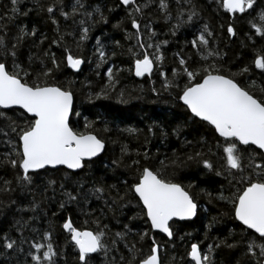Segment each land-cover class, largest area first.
Here are the masks:
<instances>
[{
    "label": "trees",
    "instance_id": "16d2710c",
    "mask_svg": "<svg viewBox=\"0 0 264 264\" xmlns=\"http://www.w3.org/2000/svg\"><path fill=\"white\" fill-rule=\"evenodd\" d=\"M80 2L84 7L65 19L60 16L59 8L53 13L45 10L54 0H17L15 13L11 0H0V25L3 26L0 27V36L5 38L8 48L11 49L13 37L21 25L26 33H31L18 41L15 49V62L29 73L26 79L31 81L41 70V61L52 67L51 58L54 57L58 68L53 70L47 82L72 92L70 126L82 131L90 124L88 130L104 142L103 152L84 161L82 169L71 171L62 166L46 167L30 172V183L17 184L18 170L0 164V182H10V191L0 192V240L7 235L17 241V247L13 249H4L0 245V264H34L27 253L36 250L31 249L29 243L20 244L21 235L43 245L46 231L49 233L47 243L53 246L55 253L52 264H80L69 233L62 228L65 218L77 229L107 233L102 238L107 250L88 254V264H129L131 245L134 244L143 257L149 254L153 239L160 246L159 264H194L187 256L192 243L198 244L202 253L211 245L213 264H237L238 261L239 264H258L259 248L248 254L246 242L255 238L259 243V235L245 229L233 218L228 203L216 199L221 192L231 196L242 188L238 182L240 172L231 170L234 176L229 175L223 159L225 139L219 137L212 126L194 117L179 101L178 95L187 83V77L183 75L178 60L184 59L189 70L205 63L215 64L221 74L231 76L242 87L250 86L254 96L264 97V70L256 69L251 63L256 54L264 56V35H257L250 25L253 19L258 22L257 13L264 11V0H255V8L245 13L231 15L218 6L217 0H188L187 3L185 0H165L168 5L165 12L158 8L160 0H151L136 15L142 35L137 43H133L132 34L136 30L131 28L127 13L144 4L145 0H135L130 6L122 5L120 0ZM72 4L73 0H62L63 10L70 12ZM94 8H98L99 13ZM190 8L198 13L192 20H188ZM87 12L92 13L91 18L84 15ZM50 17L58 23L53 25ZM80 20H84L83 27L87 30L83 41L79 40ZM117 24L119 27H114ZM205 25L207 31H203ZM229 25L234 29L233 36L227 32ZM148 27L152 29L151 34ZM201 34L208 41L206 46L196 40ZM54 39L56 44L52 43ZM139 43L145 44V48H139ZM98 45L106 52L104 58L96 53ZM156 46H159L162 57L159 67L154 63L150 74L136 77L129 48L137 57L144 53L154 57ZM205 47L213 55L202 60L201 55H207ZM65 48L82 60L78 72L67 66ZM46 51L47 56L44 55ZM4 60L11 70L13 57L0 53V61ZM109 67L113 69L114 83L105 97L107 77L104 73ZM173 68L177 69L175 76ZM244 68L248 70L241 71ZM161 71L166 74L164 77L160 75ZM22 78L25 77L22 75ZM165 80L172 85L167 90L163 87ZM97 92H101L100 97L96 96ZM118 96L123 102L117 99ZM0 112L4 113L0 116V129H3L0 131V160H3L4 153L10 151L6 141L15 139L6 125L10 121L22 124L29 115L18 108H0ZM236 143L244 163L252 162L245 175L252 173L255 164H264L260 150ZM122 147L126 149L123 152ZM197 152L202 155L197 157ZM189 155L192 160L186 159ZM203 159L211 163L210 169L203 166ZM117 160L119 163L114 164L113 161ZM131 161H138L139 168L158 170V175L164 179L181 184L198 205L192 220L170 221L171 238L150 229L143 206L133 193L128 192L138 170L137 166H128ZM259 171L257 169V173ZM94 186H102L105 191L93 193ZM64 193H70L75 199L69 200ZM118 194L124 198L117 200ZM19 226L24 227L22 234L17 231ZM146 228L148 236L140 239L139 233ZM117 232L123 233L124 238L113 245ZM221 240L236 244V247H217ZM37 254L42 255L41 252Z\"/></svg>",
    "mask_w": 264,
    "mask_h": 264
},
{
    "label": "snow or ice",
    "instance_id": "6c2138e0",
    "mask_svg": "<svg viewBox=\"0 0 264 264\" xmlns=\"http://www.w3.org/2000/svg\"><path fill=\"white\" fill-rule=\"evenodd\" d=\"M150 2L151 0H145L144 4L131 8L127 13L131 28L136 30L132 34L133 43H137L142 39L139 31L140 23L136 15L141 13ZM185 2L187 3L188 0H185ZM120 3L130 6L134 5L135 0H120ZM11 4L12 12L15 13L17 0H11ZM217 4L230 15L245 13L247 10L255 8V0H217ZM82 7L84 5L80 0H73L70 12H66L63 10L62 0H54V3L50 4L45 10L48 13H53L54 10L59 8L60 16L67 19L70 14L76 13ZM167 7L165 0H160L159 10L165 12ZM94 11L99 13L98 8H94ZM197 14L193 9H188V20H192ZM84 15L91 18L92 13L87 12ZM257 17L258 22L257 19H253L250 21V25L257 35H264V11H259ZM103 18L101 14V19ZM51 22L53 25L58 23L54 18H51ZM79 23L82 25L79 40L83 41L86 39L87 30L83 27L84 20H80ZM0 27L3 26L0 25ZM114 27H119V25H114ZM203 31H207V25L204 26ZM148 32L152 33L151 27H148ZM227 32L229 36L235 34L231 25L228 26ZM26 35H31V33H26L21 25L17 35L13 37L14 42L11 49L6 45L5 38L0 36V53L13 57L11 70L8 69L6 60L0 61V107L19 106L24 113L29 114V118L25 119L22 124L10 121L6 125L14 134L15 139L6 141L10 151L4 153L0 164L18 170L19 174L15 178L17 184L30 183L32 176L29 173L44 169L46 166L63 165L71 170L82 169L86 158L97 156L104 148V142L88 130L91 128L90 124H87L82 131H76L70 126V112L73 105L72 92L55 83L47 82V78L53 70L58 68L54 57L51 58L52 67H48L41 61V70L32 77L31 81L26 79L29 73L22 65L15 62L16 44ZM208 35H211V33L209 32ZM125 38H129L127 33ZM97 40H99V37ZM196 40H199L200 45L206 46L208 44L202 34L197 35ZM52 43L56 44L57 40L54 39ZM116 44L119 46V42H116ZM147 46L152 47L151 44ZM138 47L143 49L145 44L139 43ZM193 47H197L195 41H193ZM64 51L68 67L77 69L82 63L81 59L78 56H73L68 48H65ZM128 51L133 57V70L138 77L144 73H150L153 70L154 63L159 67L158 62L162 59L159 46H156L154 57H150L147 53L137 57L136 52L131 47ZM205 52L207 55H201L202 60H206L213 55L212 52L207 51L206 47ZM96 53L100 58L106 56V52L99 45L96 48ZM44 55H48L47 51ZM178 63L183 70V75L187 77V83L179 92V101L183 102V105L194 117H199L202 121L207 122L219 137L225 138L226 146L223 147V159L226 168L229 170V175L234 176L231 170L240 172L238 182L243 185L242 188L231 196H226L221 192L216 199L225 201L231 206L233 218L239 221L245 229L253 230L255 234H259L260 242L257 243L255 238H250L246 242V251L248 254H253V249L259 248L260 259L258 264H264V164H255L252 173L245 175V170L252 162L249 160L248 164L244 163L243 155L236 143L255 145L258 150L264 152V97L254 96L249 90L250 86L242 87L231 76L221 74V70L215 64L205 63L189 70L185 66L184 59H179ZM251 63L254 64L256 69L264 70V56L261 54H256ZM247 70V68H244L241 71L246 72ZM116 71H119V69H116ZM112 72L113 69L109 67L104 73L107 77L105 81L107 88L104 90L105 97H107L108 88H111L114 83ZM172 73L175 76L177 69L173 68ZM22 75L25 78H22ZM160 75L164 77L166 74L161 71ZM196 79H198V82H196ZM170 86L172 85L165 80L164 89L167 90ZM152 90L155 92L154 88ZM96 96L100 97L101 92H97ZM117 99L121 100V97L118 96ZM121 102L123 101L121 100ZM0 116H4V113L0 112ZM0 131H3V129H0ZM127 131L132 132L134 130L127 129ZM4 135L6 136L7 132ZM125 150L122 147V152ZM201 155L199 152L196 153L197 157ZM186 159L192 160L193 157L189 155ZM201 162L205 168L210 169L212 167L207 159H203ZM113 163L118 164L119 161H113ZM172 163H175V161H172ZM138 165V161H131L128 165L129 167L137 166L138 170L134 175V182L128 186L127 190L133 193L138 198V203L143 206L142 211L146 216V223L150 226V229L158 230L171 238L173 236L170 224L172 218L190 219L196 214L198 205L181 184L164 179L158 175V170L154 172L149 167L139 168ZM257 169L260 170L259 173H257ZM219 174L218 172L217 175ZM108 188L111 189L112 186L109 185ZM7 191H10V182L3 180L0 182V192ZM91 191L93 193H103L105 189L102 186H94ZM64 195L69 200L75 199L70 193H64ZM123 198V195H117V200ZM33 207H35V204H33ZM26 224L27 221L24 222V225ZM124 227L128 229V225ZM62 228L69 233V239L78 252L80 264H88V254L107 250L102 239L107 233L103 230L93 232L88 229H77L73 227L68 218L63 221ZM23 230V226L17 228V231L21 234ZM148 234L146 228L144 232L139 233V237L144 239ZM123 238V233H115L112 244H117ZM43 239L45 243L42 245L39 242L27 240L21 235L19 243H29L31 249L36 250L27 253L34 264H52L55 253L53 252V246L47 243L49 239L47 231L43 233ZM0 245L4 249H13L17 247V241L5 235L0 240ZM221 245L227 248L236 247V244H226L223 240L217 244V247ZM125 246L128 247L127 244ZM159 247L153 239L149 254L140 257V250L136 249L134 244L131 245L129 248V264H136L137 260L138 264H158ZM211 251V245L207 252L202 253L198 244L192 243L187 251V256L194 264H213L210 256ZM37 252H41L42 255H38ZM237 264H239V261Z\"/></svg>",
    "mask_w": 264,
    "mask_h": 264
},
{
    "label": "water",
    "instance_id": "95a60500",
    "mask_svg": "<svg viewBox=\"0 0 264 264\" xmlns=\"http://www.w3.org/2000/svg\"><path fill=\"white\" fill-rule=\"evenodd\" d=\"M82 61V60H81ZM83 63V62H82ZM82 63H81V65L77 68V69H72V68H70L71 70H73L74 72H78L79 70H80V68H81V66H82ZM66 64H67V61H66ZM68 66V65H67ZM133 73H134V75H135V72H134V70H133ZM148 74H150V73H144L143 75H148ZM143 75H141V76H139V77H142ZM136 76V75H135ZM136 77H138V76H136ZM182 104H183V102H182ZM0 108H2V109H8V108H3V107H0ZM9 108H18V109H20L19 108V106H10ZM22 110V109H21ZM72 110V109H71ZM190 112V111H189ZM191 113V112H190ZM70 114H71V112H70ZM192 114V113H191ZM29 115V114H28ZM193 115V114H192ZM197 119H199V120H201L199 117H196ZM205 122V121H204ZM207 123V122H206ZM225 139V138H224ZM252 146H254L255 148H256V146L255 145H252ZM104 149V148H103ZM103 149H102V151H101V153L103 152ZM101 153H98L97 154V156H99ZM261 153H262V155H263V157H264V152H262L261 151ZM97 156H95V157H97ZM95 157H92V158H86V160L85 161H87V160H90V159H93V158H95ZM59 166H62V167H65V166H63V165H57V166H55V167H59ZM46 167H48V168H55V167H51V166H46ZM45 167V168H46ZM66 168V167H65ZM67 169V168H66ZM39 170H42V169H39ZM39 170H35V171H39ZM68 170H71V169H68ZM77 170H80V169H76V170H71V171H77ZM197 213V212H196ZM196 216V214L193 216V217H191L190 219H184V220H192L194 217ZM172 220H178V221H183V220H181V219H179V218H176V217H174V218H172ZM171 220V221H172ZM239 222V221H238ZM240 223V222H239ZM89 230V229H88ZM250 230V229H249ZM154 231H157V232H159L158 230H154ZM251 231H253V230H251ZM161 234H163V233H161ZM164 236H166L165 234H163ZM257 235H259V234H257ZM167 237V236H166ZM168 239H169V237H167ZM158 264H159V256H158Z\"/></svg>",
    "mask_w": 264,
    "mask_h": 264
}]
</instances>
